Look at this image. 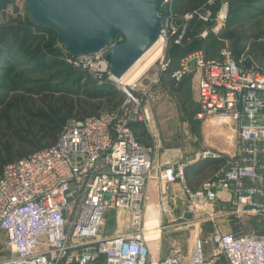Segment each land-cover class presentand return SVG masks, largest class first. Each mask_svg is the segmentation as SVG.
<instances>
[{
    "label": "built area",
    "instance_id": "built-area-1",
    "mask_svg": "<svg viewBox=\"0 0 264 264\" xmlns=\"http://www.w3.org/2000/svg\"><path fill=\"white\" fill-rule=\"evenodd\" d=\"M163 1L172 20L161 14L163 53L152 64L157 67L152 74L147 69L134 81L116 82L110 72L109 48L91 54L62 53L70 66L96 84L112 83L126 96L117 110L72 119L55 145L5 166L0 175V231L5 233L8 252L0 255V264H149L144 217L146 185L155 170L154 147L137 138L132 124L152 121L147 102L161 96L159 87L168 71L175 82L192 73L198 90L196 119L228 125L237 138L225 165L199 188L188 190L187 210L198 214L222 198L238 217L264 216V72L246 64L244 52L234 56L229 46L218 57L193 50L173 65L164 48L190 39L187 26L173 21L175 0ZM216 3L219 0H207L205 8L185 14L187 20L197 13L213 22L199 33L201 37L225 26L228 4L214 11ZM202 157L226 158V154L198 151L196 158ZM184 178L178 165L161 169L164 212L171 211L169 184ZM113 209L128 214V225L107 235L105 217ZM212 241L229 264H264V234L216 231ZM203 244L196 237L190 252L175 246L156 264H209Z\"/></svg>",
    "mask_w": 264,
    "mask_h": 264
},
{
    "label": "rangeland",
    "instance_id": "rangeland-1",
    "mask_svg": "<svg viewBox=\"0 0 264 264\" xmlns=\"http://www.w3.org/2000/svg\"><path fill=\"white\" fill-rule=\"evenodd\" d=\"M188 1L180 0L181 7H185ZM23 2L24 0H19L20 4ZM225 3L228 4V19L225 26L217 32L209 30L206 36L202 37L204 42L197 45L209 57H218L223 47L229 46L232 49V38L227 37V32L234 31L242 35L246 64L255 65L264 72V55L260 49L264 46V0H219L220 7ZM173 9L176 12L175 8ZM21 13L24 14L23 11ZM9 14H12L11 9L5 11L4 14L0 12V21H3ZM161 14L165 16V19L168 17V21L171 22L172 18L167 15L166 8L162 7ZM185 14L186 12L183 15L181 11L174 13V23L179 24L180 27H188ZM212 25L213 22L210 21L209 27ZM255 41L258 44L256 47ZM52 47L62 50V45L58 40L53 41ZM180 52L182 53L184 50L172 47V44H167L164 48L165 55L171 57L172 64L176 66L178 65L176 54ZM156 69V65L148 67L147 74H152ZM61 70L62 67L51 70L30 64L18 54L4 57L0 62V126L6 127L7 119H9L12 126L16 128L28 127V110L40 109L43 105L51 104L57 98L75 102L77 110L81 112L93 110L97 105H101L99 112L113 110L100 102L99 99L90 100L91 104H86V95L74 92L75 87L70 82L59 78ZM18 73H21L20 80L14 81ZM190 75L194 77L192 73ZM155 88L157 89V86ZM159 88L161 96L157 95L155 99L150 98L147 102L153 113H151V127L149 126L152 135H149V139L156 134L173 136L175 142H188L192 147L194 144L197 145V147H193V158L197 151H220L226 154L227 160L228 155L233 153L235 147L236 132L228 125H216L211 121L195 119L194 114L198 109L199 102L194 81L189 77L184 78L181 82L172 81L168 71ZM118 90L126 96L123 90ZM158 96L160 97L158 98ZM157 110L159 113L158 116H155ZM144 126L148 127L146 124ZM210 159V157H202L198 158V161L205 160L207 162ZM210 174H213L212 168L207 166L197 174L195 179L200 182L207 179L208 176L211 177ZM228 211V213L222 211L221 214L215 216L217 225L223 231L264 234V216L261 217L262 222L259 223L255 222L256 219L253 220L251 216L238 217L234 207ZM127 225L128 214L113 209L105 217L104 232L107 235H113L123 231ZM157 231L158 227L148 228L146 235L151 237L154 234L155 236ZM4 240L5 233L0 231V255L8 252L4 246ZM202 241L204 243V240Z\"/></svg>",
    "mask_w": 264,
    "mask_h": 264
},
{
    "label": "trees",
    "instance_id": "trees-1",
    "mask_svg": "<svg viewBox=\"0 0 264 264\" xmlns=\"http://www.w3.org/2000/svg\"><path fill=\"white\" fill-rule=\"evenodd\" d=\"M206 1L189 0L185 7H181L180 0H175V11L177 13L181 11L183 15L185 12H194L205 8ZM217 4L212 6L214 11L218 7ZM4 12L2 13L4 14ZM209 26L210 22L201 19L197 13L188 20L186 37H189L190 40L185 38L183 45L170 43L172 47L184 50V52L176 54L177 60L193 50L202 49L197 45L204 42L199 33ZM49 35H52V38ZM227 35V37L232 38V54L238 57L244 52L245 48L242 35L234 31H228ZM54 40H58L54 30L37 26L25 14H9L3 21H0V62L10 54H18L24 61L27 60L30 64L36 66L46 67L51 70L62 67L59 78L70 82L75 87L74 92L77 91L86 95V104H91L90 100L99 99L108 108L113 109L104 112L117 110L124 101L125 95L112 83L98 85L85 72L70 66L60 57L67 50L63 46L62 50L52 47ZM254 44L256 47L258 45L257 41ZM260 49L264 55V46ZM19 76H21V73L16 74L14 81L20 80ZM187 77L191 78V76ZM100 107L101 105H97L93 110L81 112L77 110L75 102L65 98H57L51 104L43 105L40 109H29L28 127L16 128L7 119L6 127L0 126V175L7 164L17 161L40 148L55 145L59 140L64 125L70 120L103 113L99 112ZM198 110L199 106L196 112ZM225 163V157L215 158L210 159L207 166L217 171ZM259 217L252 216L253 220H259Z\"/></svg>",
    "mask_w": 264,
    "mask_h": 264
},
{
    "label": "water",
    "instance_id": "water-1",
    "mask_svg": "<svg viewBox=\"0 0 264 264\" xmlns=\"http://www.w3.org/2000/svg\"><path fill=\"white\" fill-rule=\"evenodd\" d=\"M163 4V0H24L23 4L0 0V12L23 11L37 26L54 30L59 43L72 55L109 48L110 72L118 82L161 39ZM147 209L150 213L144 222L157 221L156 204L153 208L147 205ZM152 240L146 237L150 252Z\"/></svg>",
    "mask_w": 264,
    "mask_h": 264
},
{
    "label": "crops",
    "instance_id": "crops-1",
    "mask_svg": "<svg viewBox=\"0 0 264 264\" xmlns=\"http://www.w3.org/2000/svg\"><path fill=\"white\" fill-rule=\"evenodd\" d=\"M190 79L194 81V86L197 90L196 77L191 76ZM158 113V110L155 111V116H158ZM150 123L151 121H138L132 124L137 138L144 144L154 147L155 170L152 172L146 185L149 199L145 202L144 220L150 213L147 205L153 208L156 204L158 218L153 228L158 227V231L155 236H152L153 240L150 241L149 264H156L153 262H158L168 256L170 250L175 246H179L185 251L190 252L194 247V239L196 237L204 240L203 248L206 257L209 259V264H229L226 256L217 254L216 245L212 241L213 233L216 231L225 232L217 225L215 216L221 214L222 211L226 213L228 209H231L229 202H225L221 198L217 203L208 204L207 210L200 212L201 214H193L187 210L188 190L199 188L202 182L206 180L199 182L195 178L202 169L207 167L208 161H198L196 156L193 158V147H197L196 144L192 147L188 142H175L173 136H160L157 134L149 139V135H152ZM145 124L148 127L144 126ZM197 152L195 155H197ZM168 164H175L183 168L185 178L184 181L177 179L169 184L171 211L164 212L160 206V196L163 191L160 182V171ZM212 171L214 174L215 170ZM213 174H210V176H213ZM211 177L208 176V178ZM208 212L214 213V215L209 216ZM261 217H259V220L256 219L255 222H262L260 220L262 219Z\"/></svg>",
    "mask_w": 264,
    "mask_h": 264
},
{
    "label": "bare ground",
    "instance_id": "bare-ground-1",
    "mask_svg": "<svg viewBox=\"0 0 264 264\" xmlns=\"http://www.w3.org/2000/svg\"><path fill=\"white\" fill-rule=\"evenodd\" d=\"M161 39L157 42V44L149 50L145 56L135 65V67L126 75L124 78L126 82H131L139 78L147 69L150 67L157 59L158 57L163 53V48L161 44ZM144 60V61H143ZM157 221H151L144 224L148 228H153L156 225ZM154 236V234H153ZM152 237V235H151Z\"/></svg>",
    "mask_w": 264,
    "mask_h": 264
}]
</instances>
